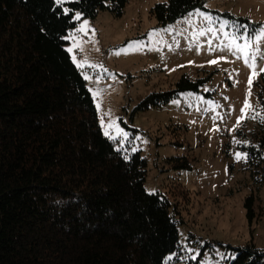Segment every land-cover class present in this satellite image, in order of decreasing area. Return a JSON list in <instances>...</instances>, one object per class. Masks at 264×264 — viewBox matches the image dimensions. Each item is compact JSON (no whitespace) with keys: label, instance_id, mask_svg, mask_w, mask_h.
Returning <instances> with one entry per match:
<instances>
[{"label":"trees","instance_id":"trees-1","mask_svg":"<svg viewBox=\"0 0 264 264\" xmlns=\"http://www.w3.org/2000/svg\"><path fill=\"white\" fill-rule=\"evenodd\" d=\"M128 2L0 0V264H165L170 255L181 257L178 211L167 195L146 189L149 164L141 152L125 151L104 135L87 80L67 49L76 13L122 17ZM196 9L208 10L206 0L159 2L152 13L165 27ZM225 16L253 34L260 27L248 17ZM214 73L184 75L137 109L200 92ZM238 136L261 185L264 121L239 128ZM168 163L192 168L187 156ZM245 208L250 222L262 215L253 192ZM228 264H264V249L239 248Z\"/></svg>","mask_w":264,"mask_h":264},{"label":"rangeland","instance_id":"rangeland-1","mask_svg":"<svg viewBox=\"0 0 264 264\" xmlns=\"http://www.w3.org/2000/svg\"><path fill=\"white\" fill-rule=\"evenodd\" d=\"M165 1L129 0L122 17L109 11L96 18L79 13L77 27L66 36L67 49H73L77 66L83 63L78 67L89 77L103 131L114 122L128 134L126 139L116 137L117 146L141 152L149 164L146 189L167 195L179 213L181 257L170 255L165 264H228L239 248L264 249V183L251 177L247 159L235 156L246 153L238 129L251 130L257 119L264 121V73L253 78L249 97L251 68L228 49H220L221 42L230 39L223 32L199 35L210 25L196 12L214 17L212 27L227 20L224 32L254 38L264 28V0H206L208 10L196 9L164 27L152 8ZM225 12L248 17L260 27L255 34L248 25L237 29ZM84 21L87 28L79 31ZM136 41L143 43L133 45ZM259 47L264 51V39ZM222 56L227 59L209 63ZM260 68L264 60L258 57ZM211 72L212 80L200 92H181L167 104L137 109L147 95L174 89L184 75L197 79ZM246 100L253 109L247 114L241 111ZM242 115L256 118L239 120ZM175 156H187L192 168L175 170L168 163ZM252 192L262 215L250 222L245 200Z\"/></svg>","mask_w":264,"mask_h":264},{"label":"snow or ice","instance_id":"snow-or-ice-1","mask_svg":"<svg viewBox=\"0 0 264 264\" xmlns=\"http://www.w3.org/2000/svg\"><path fill=\"white\" fill-rule=\"evenodd\" d=\"M55 3L57 5H62L64 3V0H55ZM64 11L68 12L69 9L65 8ZM196 14L199 16H202L203 19L205 21H208L209 25H210L206 29V31L202 30L199 33V35H205L206 33H212L213 35H215L217 32H223V35L225 37H230V39L228 40V43L221 42V44L219 46L220 49L221 50L228 49L229 51L232 52L233 55L237 56V59H243L244 63L251 68L252 73H251V76L249 77V80H248V84H249L248 95L250 97L251 96V85L253 83V78L259 76L260 73H264V68H260L259 71L257 70V58L259 57L261 60H264V51H262L261 48L259 47L261 40L264 39V28H262L259 31V33L254 36V38L248 37L246 35H237L236 33L229 34L228 32H224V28L229 25V21H227V20L221 21L219 23L218 28L212 27L211 25L214 22V19H215L214 17H212L210 15H206V14L200 12L199 10H197ZM76 19H80L79 13H76ZM235 27L237 29H240L241 27H243L245 29L247 28L246 25H244V26L235 25ZM86 28H87V21H84V24L81 25V28L79 29V31H85ZM161 31H167V29L161 30ZM154 34H155V32L153 33V35ZM238 41H243V43H240ZM142 43H143L142 41L132 42L133 45H135V44H141L142 45ZM253 45H256V46L253 47ZM76 47H79V45H76ZM68 51L71 52V51H73V49L69 48ZM126 51H127V49H121L120 50V52H126ZM117 54H120V53L118 52ZM221 59H227V57L222 56L217 60L209 61V63L217 64V63H219V60H221ZM78 66L83 67V63H80ZM85 79H89V77L85 76ZM241 111L243 113H246V114L250 111H253L250 100L245 101L244 108L241 109ZM246 118L255 119L256 116L248 117L247 115H242L239 118V120H244ZM237 126H239V124ZM113 129H115V133H116L115 135H112ZM233 130H235V129H233ZM104 135L108 136L112 140H116L117 136H121V137L126 139L128 134L126 132H124L122 129H120L114 122H110L104 128ZM235 142L240 143V141H235ZM117 150L119 151L121 149H117ZM132 150L136 151V149L134 147ZM235 156H236L237 160L247 159V153L237 152V153H235ZM149 194H153V193H149Z\"/></svg>","mask_w":264,"mask_h":264}]
</instances>
